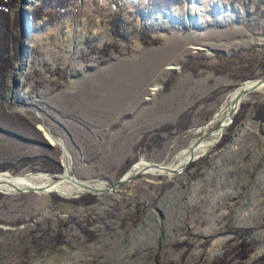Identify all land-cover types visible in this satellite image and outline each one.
<instances>
[{"label": "rangeland", "instance_id": "1", "mask_svg": "<svg viewBox=\"0 0 264 264\" xmlns=\"http://www.w3.org/2000/svg\"><path fill=\"white\" fill-rule=\"evenodd\" d=\"M42 1L18 4L28 38L0 102V173L109 189L141 161L172 167L224 125L231 95L264 79V0H184L169 12L156 0H80L32 25ZM259 90L178 176L148 173L105 194L0 190V264H264Z\"/></svg>", "mask_w": 264, "mask_h": 264}, {"label": "trees", "instance_id": "2", "mask_svg": "<svg viewBox=\"0 0 264 264\" xmlns=\"http://www.w3.org/2000/svg\"><path fill=\"white\" fill-rule=\"evenodd\" d=\"M29 0H0V102L6 94V82L8 75L15 71L16 64L19 61V54L23 44L27 42V32L25 25L28 20L26 13L18 6L19 3L25 4ZM80 0H43L34 11L31 12L30 22L33 25L44 17L53 18L55 16L63 18L68 11ZM184 0H156L153 4L154 10H164L169 12L177 6L179 2ZM47 9L55 11L54 14H46ZM112 26V35L115 39L126 40V30L123 27L119 16H114L110 22ZM142 40L148 42L151 40L150 34L143 29ZM107 51L103 50L104 55ZM260 112V119L264 121V110ZM240 116V115H239ZM235 119V124L238 123V117ZM180 129V128H179ZM186 130L183 127L181 130ZM225 144V143H224ZM52 164V163H51ZM52 166V165H49ZM54 172L61 173L60 166L53 165ZM5 171L4 168L0 169ZM4 195L0 194V201ZM55 198V203L63 202V199ZM95 198L91 197L88 200L81 199L80 201H73L76 205L90 206L94 203Z\"/></svg>", "mask_w": 264, "mask_h": 264}, {"label": "bare ground", "instance_id": "3", "mask_svg": "<svg viewBox=\"0 0 264 264\" xmlns=\"http://www.w3.org/2000/svg\"><path fill=\"white\" fill-rule=\"evenodd\" d=\"M255 84H256V81L247 82L241 87V89H239L233 95L230 96L227 106L224 108L222 114L218 118L220 125L221 124L226 125V123L229 122L230 114H231V111L233 110V106L235 105V100H236V96L238 95V93L242 90L250 89ZM262 89H264V84L261 86L260 90H262ZM41 129L43 130V132L45 133V136L48 138V140L50 142H52V143L57 142L55 140V138L46 130L45 127H41ZM222 134H223L222 130H218L215 133H213V135L211 136L212 138L210 137V139L203 141L200 144V146L195 151V155L196 154L197 155H201V154L204 155V153L207 152V150L210 147L214 146L218 142V140L220 139ZM188 159H189V151H186L182 154L178 163L173 165L172 167L173 168H180L188 161ZM147 165H148V163L141 161L140 163H138V165L134 166L135 170H132V171L135 172L139 169H142L143 167H145ZM157 172L160 174H165V173L169 174L167 172H162V171H156V173ZM149 173H155V171H150ZM128 175H130V174H128ZM8 184H12L18 188H44L47 190L48 193H50V192L54 193L55 192V193H58L60 195H63L64 197L71 195L73 192L74 193L75 192H77V193L82 192V190L79 189L74 184H72L69 181V177H66V176H63V179L60 181L49 182L47 177L45 175H42V174L20 176V177H15L9 173L0 174V190H5V191L10 190L11 188Z\"/></svg>", "mask_w": 264, "mask_h": 264}, {"label": "water", "instance_id": "4", "mask_svg": "<svg viewBox=\"0 0 264 264\" xmlns=\"http://www.w3.org/2000/svg\"><path fill=\"white\" fill-rule=\"evenodd\" d=\"M28 29H29V26H28ZM21 57H22V53L20 52L18 64L21 63ZM263 84H264V79L257 80L256 84L254 86H252L250 89L242 90V91H240L238 93V95L236 96L235 105L233 106V110L231 111V114H230L229 122L226 125L219 126L215 131L207 132V133L203 134L192 145V147L189 150V159H188V161L180 168H173V167H165V166H161V165H152V164L150 165V164H148L147 166L143 167L142 169H139V170L135 171V174H134V176L132 178H130L129 175H126L123 178H121L114 186H112L109 189L92 188L91 186L78 181L75 177H69V176H66V177H69V181L72 184L77 186L79 189L85 191L86 193L105 194L106 192H110L112 190H115L118 187L124 185L127 182H130V181L134 180L135 178H137V177H139L141 175L148 174L150 171H155V172L156 171H162V172H167V173H169L172 176H178V175L184 173L185 170L188 168V166L197 159V156L195 155V151L200 146V144L205 139L211 137L213 135V133H215L216 131H218V130H222L223 132L226 131L232 125L233 116L238 111V108H239L240 103L243 100V98L245 96H247L248 94L259 90ZM131 170H135V168L132 167ZM0 174H6V173H0ZM62 179H63V176L58 178L57 181H60ZM8 185L11 188L8 191L6 190L8 193L19 194V195H27V194H32V193L51 194V192L48 193L47 190L44 189V188H18V187H15L12 184H8Z\"/></svg>", "mask_w": 264, "mask_h": 264}]
</instances>
